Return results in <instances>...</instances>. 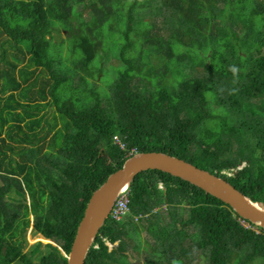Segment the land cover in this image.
I'll return each instance as SVG.
<instances>
[{
  "label": "trees",
  "instance_id": "16d2710c",
  "mask_svg": "<svg viewBox=\"0 0 264 264\" xmlns=\"http://www.w3.org/2000/svg\"><path fill=\"white\" fill-rule=\"evenodd\" d=\"M103 51L118 61L107 85ZM132 149L264 205V0H0V264H66L92 192ZM128 190L85 264H131L133 229L155 239L147 264H264V229L190 183L147 170ZM30 226L50 242L27 247Z\"/></svg>",
  "mask_w": 264,
  "mask_h": 264
},
{
  "label": "water",
  "instance_id": "95a60500",
  "mask_svg": "<svg viewBox=\"0 0 264 264\" xmlns=\"http://www.w3.org/2000/svg\"><path fill=\"white\" fill-rule=\"evenodd\" d=\"M147 170H158L201 189L228 205L241 219L264 229V205L253 202L222 177L200 169L178 157L163 152L130 155L120 169L111 173L91 194L77 226L66 264H85L90 248L121 191L129 189L135 176ZM134 263V260H131Z\"/></svg>",
  "mask_w": 264,
  "mask_h": 264
},
{
  "label": "rangeland",
  "instance_id": "374dc122",
  "mask_svg": "<svg viewBox=\"0 0 264 264\" xmlns=\"http://www.w3.org/2000/svg\"><path fill=\"white\" fill-rule=\"evenodd\" d=\"M59 29L63 30L62 27H60ZM56 38H59V39L64 38V39H66V33H64V32L62 33L61 32V34L56 36ZM55 41H56L55 39L52 40L53 43ZM113 42L118 43V44H122L123 43V37L120 36V37L116 38ZM113 44L114 43H111V45H110L111 48L113 47ZM67 47H68V45L65 43L64 46H63V50H62V56L63 57L66 55ZM99 59L101 60L100 67L104 71H106V74L104 76L103 82H104L105 85H107V84L111 83V81L113 80V77H114V74H115L114 71H116V70L113 71L114 68L108 67V66L109 65L116 66L118 64V61L115 58H111L110 53L105 52V51L100 53ZM63 64L64 65H63L62 69H64V71H67L72 66L70 60H68V61L64 60ZM80 75L85 76L89 80L90 84H97V83L100 84V85H98L96 87L98 92H101L102 94H104L103 91H105L107 93L106 94V97H107V95L109 93L106 91L107 89L103 85H101V83H100L101 81L99 80V77H97V79H96L95 77L86 76L82 72H80ZM101 76H102V74H100V77ZM74 79L77 80V77H75ZM254 103H257V102L254 101ZM212 107H215V104H213ZM53 111H54L53 108L52 109L51 108L48 109V112H49L50 115L52 114ZM213 111H214V113H216V110H213ZM117 145H119V144H117ZM243 166H244V163H240L236 169L231 171V173L235 172L238 169H241ZM161 187L162 186H160V188ZM29 219L32 220V217L30 216ZM124 224H127V223L124 222ZM118 226H121V225H118ZM128 228H130V227H128ZM30 229H31V226L28 228L27 233H26L27 247L32 245V244H34L37 241H40L43 244H47V243L50 242L48 240L42 239L39 234H37L35 236L32 235L30 233ZM133 230H134L136 235L131 232L133 238H125V253H126L127 256H130V257L134 258V260H135L134 264H147V263H149L151 261L150 252L152 251V249L154 247L155 239H153V237H151V235L148 234L146 231L139 230L138 232H136L135 229H133ZM184 230L188 234L193 232L191 227L190 228L184 227ZM135 237H137L140 240V242H142V243L137 244L138 240ZM118 243H119V241H116L114 244H112V246L109 243H107V245L109 246L108 247L109 249L110 248L113 249V248H116ZM198 252L201 253L200 251H198ZM200 264H204V257H201Z\"/></svg>",
  "mask_w": 264,
  "mask_h": 264
},
{
  "label": "built area",
  "instance_id": "2783aa9c",
  "mask_svg": "<svg viewBox=\"0 0 264 264\" xmlns=\"http://www.w3.org/2000/svg\"><path fill=\"white\" fill-rule=\"evenodd\" d=\"M113 142L118 146H120L122 149H125V144L122 142V140L118 136L113 137ZM133 152V150L131 151ZM131 155V153H130ZM223 174H226L227 176H231L232 173L230 172H223ZM129 212V194L128 190L121 191L115 200L110 213L109 217L113 222H120L124 219L126 214ZM241 224L245 225L243 221H240Z\"/></svg>",
  "mask_w": 264,
  "mask_h": 264
},
{
  "label": "clouds",
  "instance_id": "9594fccd",
  "mask_svg": "<svg viewBox=\"0 0 264 264\" xmlns=\"http://www.w3.org/2000/svg\"><path fill=\"white\" fill-rule=\"evenodd\" d=\"M122 142H123V141H122ZM123 143H124V142H123ZM124 144H125V143H124ZM120 148H121V147H120ZM121 149H122V148H121ZM122 150H124V149H122ZM132 150H133V149H132ZM134 153H136V151L133 150V152L131 153V155L134 154ZM160 186H161V185H160ZM160 186H159V188H160ZM128 191H129V190H128ZM117 197H118V196H117ZM116 199H117V198H116ZM109 213H110V212H109ZM107 220L112 221V220L110 219L109 216H108V219H107ZM107 220H106V221H107ZM135 220H136V219H135ZM122 221H124V219H123ZM122 221H120V222H118V223L114 222V225H117V226H118V225H121ZM112 222H113V221H112ZM98 236H101V235H100V232H99ZM104 240H106V239L104 238ZM105 242H106V245H107V243H109V244L112 246V244H111L109 241H105ZM107 246H108V245H107ZM108 247H109V246H108ZM109 250H112V249L110 248ZM125 254H126V253H125ZM127 258H128V260L130 261L131 264H134V263H135L134 258H132V257H130V256H127ZM131 260H134V263H132Z\"/></svg>",
  "mask_w": 264,
  "mask_h": 264
}]
</instances>
